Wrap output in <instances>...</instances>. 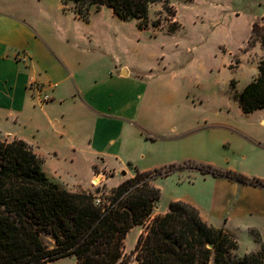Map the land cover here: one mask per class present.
<instances>
[{
	"label": "crops",
	"instance_id": "1",
	"mask_svg": "<svg viewBox=\"0 0 264 264\" xmlns=\"http://www.w3.org/2000/svg\"><path fill=\"white\" fill-rule=\"evenodd\" d=\"M61 5L84 23L90 22L92 10L98 12L106 7H91L88 20H83L75 13L74 5ZM257 18L249 21V33L237 50L244 47L251 23ZM20 51L28 55L26 62L16 60ZM83 54L70 52L54 42L15 2L0 3V136L30 144L42 159L46 177L68 191L89 190L92 178L104 172L112 173L110 178L117 174L122 177L110 183L113 187L133 177L136 171L152 170L157 164L149 151L154 143L151 135L165 136L162 130L150 128L146 122L151 112L140 80L144 71L121 62L116 54L105 60L100 54L95 56L97 61L91 62L81 61L79 56ZM246 54L243 53L240 63L248 62ZM254 68L256 72L250 81L258 72L256 65ZM31 82L38 84L40 91L30 89ZM236 84L234 89L239 93ZM39 93L47 94L49 99L40 103ZM249 113L256 125L251 121L254 127L246 128L243 134L251 145L238 156L241 165H234L228 158L227 168L264 180V107ZM173 118L172 112L163 113L160 124L166 125ZM168 130L173 139L190 131H178L174 126ZM203 149L202 155L207 154L208 146L203 145ZM165 155L169 162H211L177 148ZM182 170L192 171L185 168L174 173L181 175ZM163 178L153 183L158 186ZM195 183L191 193L173 196L169 202H187L209 225L226 230L238 243V255L257 251L260 244L264 246V186L200 172ZM168 203L161 210L156 204L154 214L164 213ZM253 233L258 234L260 243Z\"/></svg>",
	"mask_w": 264,
	"mask_h": 264
},
{
	"label": "rangeland",
	"instance_id": "2",
	"mask_svg": "<svg viewBox=\"0 0 264 264\" xmlns=\"http://www.w3.org/2000/svg\"><path fill=\"white\" fill-rule=\"evenodd\" d=\"M2 2H15L23 14L39 23L48 37L70 52H83L79 56L81 61H97L95 56L100 54L105 60L116 54L121 62L144 71L140 80L151 112L146 122L165 135H151L154 143L149 151L157 164L152 169L187 161L226 169L228 158L234 165H241L238 156L251 145L243 130L251 127V121L256 125V120L251 113L242 112L235 100V89L229 83L231 79L236 80L237 88L242 90L256 72L254 65L257 67L263 55L258 42L248 47V62L242 61L237 68L234 62L237 58L243 59L237 45L248 35L249 21L264 17V0H169L176 9L174 20L165 21L162 4H153L148 9L144 29L137 27L142 20H121L107 7L98 12L92 10L90 22L84 23L75 19L70 11L63 10L60 0H0ZM67 5L73 7L74 2ZM156 20L163 26L154 27ZM174 21L180 25L175 32L168 33L167 28L172 27ZM229 65L233 69H229ZM170 112L173 120L160 124L161 115ZM171 126L178 131H190L173 139L168 136H173L168 130ZM203 145L209 148L204 155ZM173 148L204 156L211 162L196 159L169 162L165 153ZM112 175L104 172L100 179L96 178L99 182H90L89 190L99 189L96 195L101 202L110 197V183L122 179L119 174L110 178ZM198 176L197 171L182 170L181 175L174 173L160 179L161 194L155 203L159 210L173 196L191 193L197 186ZM154 213L153 210L145 223L156 215ZM145 223L129 230L122 256L115 264L136 263L132 250ZM43 239L49 241L48 237ZM73 262V256H65L44 264Z\"/></svg>",
	"mask_w": 264,
	"mask_h": 264
},
{
	"label": "trees",
	"instance_id": "3",
	"mask_svg": "<svg viewBox=\"0 0 264 264\" xmlns=\"http://www.w3.org/2000/svg\"><path fill=\"white\" fill-rule=\"evenodd\" d=\"M74 2L75 13L88 20L91 7L106 6L121 20L139 19L146 27L148 9L161 3L165 21L174 20L176 9L169 0H60ZM84 8V10H83ZM173 33L179 27L174 21ZM163 26L160 20L154 27ZM258 42L263 50L257 75L235 93L244 113L264 107V17L251 23V32L240 53ZM237 58L234 66L238 67ZM233 69L231 65L228 67ZM235 88L236 81L230 80ZM42 159L22 139L0 138V264H44L73 256L74 264H115L131 228L144 224L160 198L153 181L176 170L226 177L264 186V180L248 177L211 164L187 161L149 171H136L109 189L107 201L96 203L99 189L68 191L51 182L41 168ZM255 241L260 243L257 233ZM48 237L45 241L43 237ZM238 243L226 230L204 221L191 204L176 200L156 214L138 234L132 254L135 264H264V246L238 255Z\"/></svg>",
	"mask_w": 264,
	"mask_h": 264
},
{
	"label": "built area",
	"instance_id": "4",
	"mask_svg": "<svg viewBox=\"0 0 264 264\" xmlns=\"http://www.w3.org/2000/svg\"><path fill=\"white\" fill-rule=\"evenodd\" d=\"M28 59H29V57H28V55L24 51H20V52H18L16 54V60L17 61L26 62ZM29 88L40 91L39 85L36 84V83H34V82H31L30 83ZM38 95L40 96V103H44V102H46L49 99V96L47 94H41V93H39ZM96 178L97 179L98 178L100 179V176L99 175H95L92 178L91 182L94 183V184H96V182H99L98 180H96ZM95 202L96 203H99L100 200L98 198H96L95 199Z\"/></svg>",
	"mask_w": 264,
	"mask_h": 264
},
{
	"label": "water",
	"instance_id": "5",
	"mask_svg": "<svg viewBox=\"0 0 264 264\" xmlns=\"http://www.w3.org/2000/svg\"><path fill=\"white\" fill-rule=\"evenodd\" d=\"M122 174L125 175V172H123Z\"/></svg>",
	"mask_w": 264,
	"mask_h": 264
}]
</instances>
